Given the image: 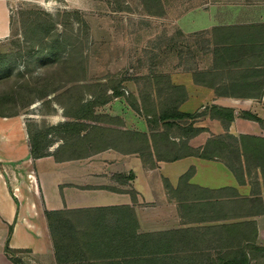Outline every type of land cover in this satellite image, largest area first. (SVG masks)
<instances>
[{"label": "crops", "instance_id": "crops-1", "mask_svg": "<svg viewBox=\"0 0 264 264\" xmlns=\"http://www.w3.org/2000/svg\"><path fill=\"white\" fill-rule=\"evenodd\" d=\"M9 2L0 0V39L13 30ZM208 3L189 4L175 17L165 3L163 15L151 16L171 14L173 31L197 36L186 63L172 53L171 65L153 69L183 87L178 110L193 117L175 122L192 123L187 134L174 128L159 136L162 121L117 96L86 118L49 116L48 155L34 158L23 116L0 115V264H17L7 243L24 264L66 263L77 252L64 240L57 256L46 211L59 212L55 224L102 231L92 252L105 258L87 263H125L131 246L142 251L149 240L171 253L170 263H221L228 252L264 259V126L240 114L264 120V3ZM199 14L214 22L187 29L184 19ZM212 106L234 109L235 120L225 126L211 117Z\"/></svg>", "mask_w": 264, "mask_h": 264}, {"label": "rangeland", "instance_id": "rangeland-1", "mask_svg": "<svg viewBox=\"0 0 264 264\" xmlns=\"http://www.w3.org/2000/svg\"><path fill=\"white\" fill-rule=\"evenodd\" d=\"M162 1L166 3V9L171 11L174 17L182 9L185 10L189 4L196 6L205 2V0ZM209 1L210 3L207 5H219L221 2L226 1L249 2L252 0ZM257 1L264 3V0ZM117 2V0H10L9 9L15 27L8 38L0 39V114H21L25 122H27L28 128L32 129L33 133H36L38 129H47L46 124L49 125L51 119L49 116L59 113L62 115L63 112L65 115L64 105H60L55 101L47 102V99L54 97L55 94L44 100L38 99L39 90L42 91L44 86L32 84L35 80L49 75V73L63 75L65 71L59 67L50 69L48 66L49 62L40 59L36 55H29L30 60L27 59L26 53L31 44L24 33L20 21V12L24 9L44 10L51 14L56 21L64 19L63 14L66 12H79V17L71 16L74 26L73 34L76 35L79 30H82L80 33V38H83L81 51H83L88 73L87 79L79 83V87L75 91L65 92L66 88L61 89L60 93L65 104L70 100L69 96L71 93L81 97L83 101L93 100L96 94L98 95L100 92V89H97L95 85L100 83L105 85V87H102V89H105L104 93L112 96L113 89H110L109 83L113 80L119 81L125 77L128 80L123 84L125 92L123 98L131 103L130 98L133 95L136 100L141 102L140 92L142 94L145 87L150 85L144 80L137 81L133 79L149 75L151 70L154 71L153 69L164 63L171 65L172 56L170 57V53L172 52V47L176 48L179 46V50L183 51L184 54L180 55V60L178 58L181 65L183 62H187L188 53L186 46H188L189 42L194 49L199 48L198 43H195L197 36L181 37L178 34L179 31H173V25L175 26V24L170 21L172 19L171 14L168 15L167 19L151 17L155 15H150L146 12L144 8L145 0H120V4ZM77 18H81L82 22L79 23ZM209 22H214L213 18L199 14L188 16L184 19L183 24L187 29H191L193 27H202L209 24ZM165 24L168 26H165ZM57 27L60 32L67 31V33H71L70 29L64 27L63 22L58 24ZM16 29L17 33L15 34ZM85 29L87 32L84 35ZM172 37L177 41L179 40V43H176V40L173 42L171 40ZM257 39L259 37L252 44H255ZM76 51V54L81 53L80 49ZM156 56L158 58L153 59ZM27 83H29V86L25 87ZM128 83H134V86L132 85L133 90L128 88ZM36 87L37 90L35 89ZM131 106L133 107L132 103ZM133 109L136 110L134 107ZM50 110L55 112L49 114ZM70 112L73 114L74 111L70 108ZM48 139L50 138L48 137ZM18 172L20 178L23 179V175L25 178L23 170H18ZM255 260L257 259L254 258L253 261L251 259V263H264V259Z\"/></svg>", "mask_w": 264, "mask_h": 264}, {"label": "trees", "instance_id": "trees-1", "mask_svg": "<svg viewBox=\"0 0 264 264\" xmlns=\"http://www.w3.org/2000/svg\"><path fill=\"white\" fill-rule=\"evenodd\" d=\"M119 3L120 0H117ZM120 4V3H119ZM164 2L162 0H145L144 8L146 12L150 15L160 16L165 13ZM60 15V14H59ZM75 15L79 17V12L75 11L74 13H64L63 18L59 21H56L55 18L49 14L48 12L41 9H24L20 12V21L24 30V33L28 40H30L31 47L27 50V59L29 55H36L42 60H47L49 62L50 69L52 68H62L65 73L62 75L50 74L46 76H42L40 79L32 82L35 86L43 85L44 88L42 91L39 90L38 99H46L52 94H55L54 97L47 99V102H57L60 105H64L65 115L73 116L75 118H86L89 116V113L92 111L94 106L99 104H105L108 101L112 100V97L123 96L124 92V82L128 79L125 77L123 79L113 80L109 83L110 89H113V95L109 96L107 93H104L105 87L103 84H96V88L100 89L99 94H96V97L93 100H88L87 103H83V99L77 96L74 93L70 94V100L65 104L62 100V95L60 93L61 89H65V92H73L75 89L79 87V83H82L87 79L88 69L85 64V60L83 57V51H81V47L83 46V38L81 36V31L79 30L76 35H74V26L73 20H71V16ZM79 23L82 22L81 18H77ZM63 22L65 28L70 29L71 33L60 32L58 30L57 25ZM15 23L12 21V29H14ZM82 29V28H81ZM86 29L84 30V35L86 33ZM17 33V29L15 34ZM214 33V32H213ZM181 37H184L182 32L178 33ZM233 35V34H231ZM174 42L176 39L171 38ZM170 40V41H171ZM179 43V40L175 41ZM188 42V41H187ZM196 43V42H195ZM228 44H236L235 41H226ZM186 46L188 55H196V50L190 44ZM198 45V44H197ZM80 49L79 54H76V50ZM172 53L177 54L179 59L184 53L179 50L178 47H172ZM176 49V51H174ZM179 50V51H177ZM179 54H178V53ZM217 52V50H216ZM187 55V56H188ZM35 56V57H36ZM158 58V56L153 59ZM36 59V60H40ZM11 65V64H10ZM42 65V64H41ZM154 71H150L149 75L141 76L139 79H133L137 81L144 80L149 84V87H145V90L140 92L141 102L136 100V98L131 95V103L133 107L139 112L143 113L146 116H151V121L156 125L162 121L163 124V133L162 135H167L174 128L178 129L183 134H187L188 130L192 129L193 124L191 123L189 126L186 124H182L180 122H175L178 120H183L187 118H192L193 115L181 112L178 110V106L183 98V87L176 86L171 83V78L169 75L163 74H153ZM146 84V83H145ZM29 83L26 84L25 87H28ZM149 88V89H148ZM37 90V87L35 88ZM148 89V90H147ZM156 91V99L152 98L151 92ZM108 91V90H106ZM59 92V93H58ZM103 93V94H102ZM149 99V100H147ZM180 101V102H179ZM33 103V102H32ZM49 103V104H50ZM70 108L72 109L73 114L70 112ZM66 109H68L66 111ZM211 117L219 119L225 126H229L236 118L235 110L232 108H221L218 106H212L209 109ZM18 114V113H14ZM242 117L255 120L264 126V120L249 112L240 113ZM3 116H7L4 114H0ZM172 120L173 122H171ZM195 132H199L200 129H194ZM49 129H38L36 133L32 132V129L28 128L30 144H31V155L34 158H41L48 155V152L45 151V143L44 139L48 134ZM136 137V136H135ZM147 146L150 147V140L146 138ZM133 142H139V138H133ZM154 142V141H153ZM219 138L213 140V143H217V147L219 146ZM155 143V142H154ZM207 148H205V151ZM202 156H206L205 153ZM59 212L56 211H46V215L49 220V226L51 229V233L53 236V240L55 243V249L58 256L60 250V244L65 240L66 246L70 247L72 250H77V252H73L70 256L68 255L63 262L66 263H57V264H185V263H170L169 258L171 257V253L168 251H159L156 250L150 244V240L148 241V246L146 249L142 251H138L134 249V246H131L132 253L130 256V260L125 261V263H87L86 260L96 261V259L105 258L100 256L99 254L93 253L96 247H100V242L102 239L99 236L102 233L99 228L90 227L89 224H86L87 229L93 228V230H98L97 232H90V230H76V227H72L70 222L65 221L61 224H55V217ZM13 227L10 229V233L12 232ZM97 233V234H96ZM109 233V230L106 231V234ZM108 245V242L107 244ZM135 250V251H134ZM6 251L8 253H14L12 256V260L17 264L22 263V259L20 257H16V250H12L9 247V244L6 245ZM261 255H264V248H260ZM253 253H250L252 256ZM126 256V255H124ZM264 257V256H263ZM60 261V257H58ZM221 263H191V264H264V263H250L251 258L248 256V253H237V252H228L223 253L221 255ZM85 262V263H76ZM62 262V261H60ZM128 262V263H127ZM189 264V263H187Z\"/></svg>", "mask_w": 264, "mask_h": 264}]
</instances>
